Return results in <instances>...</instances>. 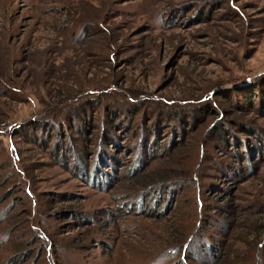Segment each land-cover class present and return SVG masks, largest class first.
I'll return each mask as SVG.
<instances>
[{
	"label": "rangeland",
	"instance_id": "rangeland-1",
	"mask_svg": "<svg viewBox=\"0 0 264 264\" xmlns=\"http://www.w3.org/2000/svg\"><path fill=\"white\" fill-rule=\"evenodd\" d=\"M262 210L264 0H0V264H264Z\"/></svg>",
	"mask_w": 264,
	"mask_h": 264
},
{
	"label": "trees",
	"instance_id": "trees-1",
	"mask_svg": "<svg viewBox=\"0 0 264 264\" xmlns=\"http://www.w3.org/2000/svg\"><path fill=\"white\" fill-rule=\"evenodd\" d=\"M253 99V98H252ZM247 100L249 101V98H247ZM252 101V100H251ZM184 120H186V117L185 118H183ZM113 133V135H115V132H112ZM112 137H114V136H112ZM219 141H222L224 144H227L228 143V140L227 139H225L224 138V136H221V140H219ZM112 143H113V141H111ZM56 144V143H55ZM107 144H109L108 146L110 147L111 146V144H110V142L108 143L107 142ZM142 154H143V152L142 151H139L138 152V157H142ZM243 154H248V151H246L245 153H243ZM245 157V156H244ZM77 161H79V159H76ZM138 161H140V160H138ZM80 162V161H79ZM231 162V161H230ZM232 165V164H231ZM166 175H170V174H163V173H159V175L155 178V179H153V181H151L150 183H148L149 185H148V187H147V189H149L150 187H156V186H158V187H160L161 185H163V184H169V182H174L175 180H172V179H170L171 177H169V176H166ZM141 192H143V191H141ZM139 193V195H138V202H140V201H142L143 200V193ZM152 192V191H151ZM264 211L262 210L261 212H259V214H261V213H263ZM230 215V216H229ZM228 216H227V219H222V220H224V221H221V223H222V225L224 226V229L221 231L222 232V234L223 235H225L227 232H226V230H227V227H228V224H230V222H232V219H234L235 218V216H234V214L233 213H231V214H229ZM252 220V219H251ZM261 220H263V218H262V216H259V218L257 217V216H255V219H254V221L256 222V223H252L253 224V229L251 228V230L248 232V233H251L253 236H252V238H250V239H253V238H255L256 237V234H255V231H254V229H256V228H259V227H262V224H263V222L261 221ZM233 224H234V222H232ZM246 226V225H245ZM243 227H244V225H243ZM244 228H246V227H244ZM210 246H211V244H210ZM203 249H206V251L208 252V250L210 249V247L209 248H207L206 247V245H204L203 244ZM206 247V248H205ZM209 253V252H208ZM222 254V253H221ZM220 254V255H221Z\"/></svg>",
	"mask_w": 264,
	"mask_h": 264
}]
</instances>
